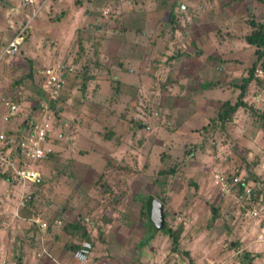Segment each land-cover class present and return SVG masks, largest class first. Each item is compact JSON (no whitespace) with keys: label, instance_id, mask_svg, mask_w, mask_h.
Returning <instances> with one entry per match:
<instances>
[{"label":"rangeland","instance_id":"obj_1","mask_svg":"<svg viewBox=\"0 0 264 264\" xmlns=\"http://www.w3.org/2000/svg\"><path fill=\"white\" fill-rule=\"evenodd\" d=\"M87 1L0 0V132H10L15 137L18 127L22 126L23 133L30 128V118L46 107L38 70L58 61L71 69L64 78L69 86L66 94H61L63 108L52 110L48 117L49 129L42 148L49 154L33 165L39 172V181L45 177L44 186L61 189L68 205L76 207L79 201L82 203L83 196L87 198L86 203H91L85 215L77 212L67 215L64 222L59 219L60 230L69 229L68 225L63 229L64 224L73 219L82 223V227L94 226L91 209L96 203H103L104 189L101 186L89 197L92 183L88 174L79 173L77 165L80 162L86 165L94 160L95 153L105 152L96 133L102 138L110 137L106 122L117 116V111L109 112L105 99L101 103L104 106L94 111V103L88 104L90 98L86 91L80 90L81 82L93 77L98 84L105 85L106 98L108 89H118L121 81L130 83L129 86L137 82L138 87L129 90L125 100L130 125L129 149L139 152V165L145 168L144 175L151 178L144 184L145 194L162 198L165 213L164 226L158 230L157 238H153V241L159 238L162 243L155 245L145 234L142 243L146 251L153 245L161 250L166 239L168 245L161 257L162 264H247L240 256L243 251L257 252L264 257L262 248L254 244L246 247L251 236L248 223L252 221L233 203L234 192L231 197H223L212 183L213 171L220 170L227 176L236 170L240 177L253 183L252 173L264 182V123L259 118L264 113L252 112L251 108L256 106L249 100L253 91H260L264 101L262 85L251 78L242 97L245 106L239 107L224 127L211 122L220 102L235 101L238 84L247 76L255 48L243 37L251 29L250 20L254 23L262 20L264 4L254 0H175L188 10H175L178 31L174 36L165 19L173 0H90L91 8ZM161 1L166 4L162 5ZM73 4L80 15L78 19L83 21L76 33L71 29L60 35L56 20ZM33 9L37 12L35 15L31 14ZM156 9L164 11L163 22L148 25V13L154 15ZM86 10L88 14L82 15ZM22 15L23 21L19 20ZM24 24L17 51L12 55L1 54L2 43ZM171 51L175 52L172 62L166 58ZM161 56L164 59L158 64ZM28 61L36 71L31 76H27ZM201 80L216 81L218 86L207 90L190 88ZM167 98L170 109L165 106ZM7 100L19 106L12 117L6 116L4 101ZM148 111L156 112L157 116L147 118ZM138 114L144 117L142 122L151 125L149 130L137 129L141 120L136 121L134 116ZM81 151L87 154L83 160ZM7 176L0 171L2 198L9 193L6 182H2ZM12 182L16 195L19 191L16 202L19 197L30 195L19 189L23 185L18 181ZM38 200L41 203V197ZM261 200L264 205V192ZM216 205L222 208L211 212L210 206ZM3 210L0 207V229L12 224L17 231L29 225L17 216L7 222L8 216L2 214ZM216 213L223 215L216 218ZM263 214L264 208L258 221ZM82 217H89L90 221L83 222ZM179 223L184 227L183 232L176 248L171 249L166 227L173 230ZM243 239L245 244L240 245ZM234 240L238 242V249L229 244ZM149 255L153 262H158L160 255L151 251Z\"/></svg>","mask_w":264,"mask_h":264},{"label":"crops","instance_id":"obj_2","mask_svg":"<svg viewBox=\"0 0 264 264\" xmlns=\"http://www.w3.org/2000/svg\"><path fill=\"white\" fill-rule=\"evenodd\" d=\"M176 1L173 0L169 4L165 16L166 20L171 8H173L174 15L171 20L175 19V22H177V15L175 13L176 9L180 8L181 10H188V7L184 6L183 4H178L179 7H173L175 4L174 2ZM23 2L31 3V1ZM89 2L90 0L87 1V4L90 5V8L93 7L92 2ZM161 4L163 5L166 3L161 1ZM12 9L17 11V8ZM163 12L164 11L162 9L154 10V15L149 12L146 17V23L148 25L154 26L157 23L163 22V18L161 17ZM36 13L37 12H35L34 9L31 12V14L34 15ZM60 14L62 17L58 18L55 24L56 28L59 30V34L63 35L66 30L71 31V29H74L73 34L76 33L78 24L82 23L83 20L78 19V16L80 15L76 10L75 5L73 4L71 7L68 6L66 12H61ZM87 14L88 11L86 10V12L82 15ZM21 19L23 21V15L19 20ZM169 25L171 28V24ZM177 27L178 26H176V28H174L172 31L169 28L170 31L173 32L174 36L177 34ZM7 41H4L1 46H4ZM174 54L175 52L171 51V54L167 55L166 58L172 62L174 61ZM161 58L162 59L158 61V64H160V62L164 59V56H161ZM158 68H160V65ZM69 74H67L65 78L69 76ZM173 77H178V75L173 74ZM201 81L190 86V88L198 89L199 83ZM87 82L88 83L85 86L86 96L88 99L90 98L88 104L92 105L91 102L94 103V111H97V108H102L104 106L101 104L104 99L107 100V107L110 113H115L117 111V116H115V119L110 120L108 123L106 122L108 125V131L110 132V137L102 138L99 136V133H96L100 139L103 149H105V152L101 154L98 152L95 153L94 160H89L86 165H82V162H80V165H77V170L79 173H86L89 175V182L92 183V186L88 190L89 197H93V194L98 192L101 186L104 189V191L101 192L103 203H96V205H94L91 209V216L93 218L91 220H94V226L90 227L89 231L87 232V225L85 224L84 227H82V223L80 224L82 230L85 232L84 237L82 236L81 239H87L91 243L90 254L87 260L83 263H78L75 261L71 257V251L73 248L72 246H68V238L70 237L71 228L66 229L67 232L61 231L59 226H54L52 224V221L54 219H60L62 222H64L67 215L71 213L74 215L77 212H80L83 216L85 215V211H88L87 205L90 206L91 203H86L87 198L86 196H83L82 203L79 201L76 204V207L68 205L63 198L61 189H57V187L54 188V185H52V188L49 186H44L43 181H45L46 178L42 177L43 179L41 182L39 181V177L37 183L32 186L23 185L19 187L17 184L20 190L30 194L29 197L32 199V201L29 205L35 207V210L30 209L29 205H26L25 208L23 207L17 211V218L19 217L18 219H24L29 224L25 229H17V231H15L14 227L11 226L12 224L8 227H4L3 230L0 229V257L2 256L0 259V264H12V259L13 264L163 263L161 257L164 253H166V248L168 245L166 243V239L165 244L161 247V250L154 247L153 245L152 248L146 251V247L142 243V238L145 236V234H148V237H150L151 241L155 245H159L162 242H160L159 238L158 240L153 241V238H157L158 236V230L155 229V227L149 221L147 212L144 211V209L146 210L148 207L151 198L157 199V196H154L153 194L147 195L144 192V184L148 179L151 178L147 177L146 174L144 175L145 168L142 166V164L139 165V158H141L139 152L134 150L130 151L129 149L130 125L128 122L129 116L126 114L125 110V100L128 99L127 92L129 90L133 91L135 87H138L136 84L137 82H133V86H129L130 83L121 81L118 84V89H108V98L105 96V85L103 86L98 84V81L93 79V77H89ZM65 83L66 82L64 79V86L59 92V96L61 94H66L69 83L68 81V85ZM139 90L140 89L137 88V91ZM168 100L169 99L167 98L165 101V106L170 109V102ZM62 108L63 107L61 106V109ZM74 121L77 122L76 119H74ZM20 128L22 129V126L18 127L17 134L19 131H22ZM137 129L141 131L142 128L140 125H137ZM4 133H6V131ZM81 152H83L81 153L83 155L81 156V160H83L87 154L84 151ZM2 182H6L5 186L7 185L9 193L5 194L3 198L0 197V207H3L4 209L2 214L8 216L7 222H11L12 218L15 217L14 208L17 197L19 196V191L16 195V192L13 189L15 185L12 181L3 179ZM13 191L15 195L13 194ZM108 195H110L111 198H109ZM38 197H41V203L39 202ZM218 206L220 209L222 208V205ZM31 211H34L35 214L32 215ZM142 212H146V218L145 214ZM262 212H260V214ZM261 216L262 218L259 221L258 219L251 220L245 216L247 219L252 221L248 223V225L251 227V236L248 237L250 239L249 241L243 239V241H241L242 245H244L246 241V247H248L250 244H254L257 246V248L260 247L262 248L261 250H264V214ZM40 222H45L47 225L46 228H41L39 226ZM123 234H127V236L124 237ZM258 237H261L262 240H260ZM78 242L79 241L73 240V245L75 246V244ZM150 251L160 255L157 263L153 262L154 260L151 259V256L149 255ZM251 255H254L251 260L252 264L264 263V261L261 263L264 257H261L259 253L253 252Z\"/></svg>","mask_w":264,"mask_h":264},{"label":"built area","instance_id":"obj_3","mask_svg":"<svg viewBox=\"0 0 264 264\" xmlns=\"http://www.w3.org/2000/svg\"><path fill=\"white\" fill-rule=\"evenodd\" d=\"M30 2L31 0H23ZM14 10V9H12ZM107 11L106 8H104ZM103 10V11H104ZM15 11V10H14ZM26 24L22 25L15 31L13 37H11L1 49V54L12 55L17 51L19 44L23 38V32ZM70 67H65L60 62L49 64L43 67L42 70H38V76H40L41 84L40 88L42 93L46 97V107L41 108L36 116L30 118V128L22 133L19 131L15 137L10 133L0 132V171L8 175L6 178L10 181H18L20 185H29L39 178V172L33 167L37 162L45 158L46 153L42 148V143L46 141V132L49 129L48 117L53 109H56L59 92L62 90L64 78L70 73ZM253 77L264 88V65L255 67L252 73ZM249 100L254 103L258 112L264 113V101L262 100L260 91H253ZM6 116L12 117L18 111V104L12 101H4ZM156 112L148 111L146 113L147 118L156 117ZM36 117V118H35ZM6 118V117H5ZM136 121L141 120L138 123L142 129L149 130L151 125L144 121L142 114L134 116ZM242 180L239 176L238 171L235 170L233 175L227 176L225 173L220 171H213L212 183L214 186L219 188L220 195L231 197L233 203L238 208H243V214L251 220H256L260 212L263 210L260 196L257 200L252 199V187L254 183L246 182L241 187V192L237 189L238 183ZM238 191V193L236 192ZM29 196L19 197L16 202L14 209L15 217L17 209L23 207L27 202ZM89 217H83V222L88 223ZM53 224L59 225L58 219L53 220ZM41 228H46L45 222H40ZM90 226L87 225L86 231H89ZM260 240L261 237H258ZM91 251V243L87 239L80 240L76 247L71 251V257L78 263H83L87 260Z\"/></svg>","mask_w":264,"mask_h":264},{"label":"trees","instance_id":"obj_4","mask_svg":"<svg viewBox=\"0 0 264 264\" xmlns=\"http://www.w3.org/2000/svg\"><path fill=\"white\" fill-rule=\"evenodd\" d=\"M255 3H259V4H264V0H254ZM23 2V1H22ZM174 6L173 7H179V5L174 2ZM173 8L170 9V12L167 16V22L169 24H171V31L176 28L177 24L175 22V19L174 20H171V18H173ZM249 24L251 26V29L249 31V33H247L246 35H244V41L250 45V46H254V50H255V58L254 60L251 62L249 68H248V72H247V76L246 77H242L241 80H240V83L238 84V87H239V92L237 94V97L235 99V101L233 102H229L227 100L225 101H222L220 102L217 107H216V112L214 114V116L211 118V122L213 124L219 126V128L221 127H224V125L231 119V116L232 114L239 108V107H244L245 106V103L242 101V97L244 95V92L247 88V85L249 83V81L251 80V78H253V70L255 69V67L257 66H260V65H264V16L262 18L261 21L259 22H252L251 20L249 21ZM36 72L34 70V68L32 67V64H31V61H28V70H27V76H31L32 73ZM89 78V77H88ZM88 80V79H87ZM87 80H83L80 84V90L81 92L85 93V86L86 84L88 83ZM19 83V81H16ZM255 82L258 83V80L255 79ZM218 86V82L216 81H211V80H204V81H201L199 83V87L198 89L200 90H207V89H210V88H213V87H217ZM60 98V99H59ZM61 95L58 97V101H57V105H56V109H53L54 111L58 110L61 108ZM251 111H257L256 109H252L251 108ZM258 112V111H257ZM259 114H263L262 112H259ZM259 118L261 120H263V123H264V115H259ZM10 133V132H8ZM188 153H190L191 151H187ZM47 153L46 152V156H47ZM2 175V174H1ZM3 176V175H2ZM250 178L253 180V187H252V191H251V194H252V199L255 201L257 200V198L260 196V198L263 197V189H264V182L262 180H260V178H256L254 177V175L251 173L250 174ZM257 179V180H256ZM256 180V181H255ZM248 182V180L243 177L242 180L238 183L237 185V189H239V191L241 192V186ZM36 183V182H35ZM158 200L160 202L163 201L162 198H158ZM32 199H28V201L26 202V205L28 206L30 203H31ZM25 205V206H26ZM211 207V212H218L220 207L218 205L216 206H210ZM29 208L32 209V210H35V207L29 205ZM243 209V208H241ZM244 211V209H243ZM32 212V215H34V211H31ZM163 212V218L165 217V213H164V210H162ZM143 213V212H142ZM144 214V213H143ZM217 214V213H216ZM215 214V215H216ZM215 215H212V216H215ZM223 214L219 215L218 214L215 216L216 218H220ZM145 218H146V214H145ZM214 217H210V219H213ZM59 220V219H58ZM60 221V220H59ZM52 224H53V221H52ZM54 226H60L61 225V221H60V224L59 225H55L53 224ZM68 225L69 228H71V233H70V238H69V241H68V246L71 247L74 249L76 247L77 244H75V246L73 245V240L75 239H80L82 238V236L84 237V234L85 232L82 230V227L79 223L78 220H71L69 223L67 224H64V227L63 229ZM47 226V225H46ZM182 228H183V225L182 223H179L177 224L174 229H170L168 227H166V234L169 238V241H170V244H171V249H175L176 246H177V242H178V238L180 236V233L182 231ZM66 228L63 230L65 231ZM76 237V238H75ZM82 240V239H80ZM229 244L232 245V247H234L235 249H238L239 247L237 246L238 245V242L237 241H229ZM241 244V243H239ZM241 257H244V259L246 260L247 264H252L251 260H252V257L254 255H251L249 254L247 251H243V253L240 255ZM242 264V262L240 263Z\"/></svg>","mask_w":264,"mask_h":264},{"label":"water","instance_id":"obj_5","mask_svg":"<svg viewBox=\"0 0 264 264\" xmlns=\"http://www.w3.org/2000/svg\"><path fill=\"white\" fill-rule=\"evenodd\" d=\"M162 203L157 199H150L149 205L146 208L147 217L155 229L159 230L164 226V218L162 212Z\"/></svg>","mask_w":264,"mask_h":264}]
</instances>
